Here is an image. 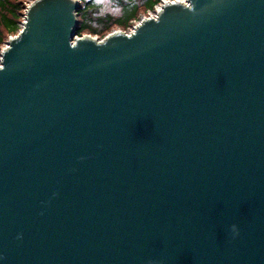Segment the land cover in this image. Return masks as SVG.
<instances>
[{
	"label": "water",
	"instance_id": "95a60500",
	"mask_svg": "<svg viewBox=\"0 0 264 264\" xmlns=\"http://www.w3.org/2000/svg\"><path fill=\"white\" fill-rule=\"evenodd\" d=\"M35 0L0 65V264H264V0L165 5L80 39Z\"/></svg>",
	"mask_w": 264,
	"mask_h": 264
},
{
	"label": "trees",
	"instance_id": "16d2710c",
	"mask_svg": "<svg viewBox=\"0 0 264 264\" xmlns=\"http://www.w3.org/2000/svg\"><path fill=\"white\" fill-rule=\"evenodd\" d=\"M85 5V0H80ZM159 0H125L120 3L124 9V17H106L104 18L95 15V12L88 13L86 11L90 8V4L84 10L79 9V30L78 35L85 30H89L92 33L104 34L106 31L112 29L115 25L126 26L133 19L139 15L140 7L147 9H153ZM23 0H0V49L6 44L8 37L16 36L21 27L22 13L24 11ZM89 6V7H88ZM130 8V9H129ZM91 9V8H90Z\"/></svg>",
	"mask_w": 264,
	"mask_h": 264
},
{
	"label": "rangeland",
	"instance_id": "374dc122",
	"mask_svg": "<svg viewBox=\"0 0 264 264\" xmlns=\"http://www.w3.org/2000/svg\"><path fill=\"white\" fill-rule=\"evenodd\" d=\"M34 1L35 0H23V5H25V6H24V11L21 15L23 17H22V20L20 23V27H21L20 31L23 29L22 26L25 22L27 8H28L29 4L34 2ZM122 1H125V0H85L84 2L91 3L93 5V6L91 5V8H96L99 16H102V17L112 16L115 19L117 17H124L125 16L126 12L124 11V9L120 5V3ZM177 1H179V0H177ZM183 1H185V0H183ZM144 12H145V10L142 7H140L138 17L135 19V21H133V23L131 24V27H129L131 30L133 29L134 26H136L138 23L141 22ZM17 35L8 37L9 39L7 40L6 44L0 49V57H1L2 52L4 50H6L7 43L10 41V39L16 38Z\"/></svg>",
	"mask_w": 264,
	"mask_h": 264
},
{
	"label": "built area",
	"instance_id": "2783aa9c",
	"mask_svg": "<svg viewBox=\"0 0 264 264\" xmlns=\"http://www.w3.org/2000/svg\"><path fill=\"white\" fill-rule=\"evenodd\" d=\"M180 1L183 2V0H180ZM175 2H177V1H173V0H161V2L158 4V6H156L153 11H150L149 12V18H153V19L157 18L158 15L163 11V7L165 5H169V4L175 3ZM186 2H187V0H185V2H183V3H186ZM136 28H137L136 26L133 27L132 30L129 28L125 32H123V34H125V35L126 34L131 35V34L134 33V31H135ZM94 40L97 41V42H102V40L100 39L99 36L94 37ZM1 63H2V54H1V57H0V65H1Z\"/></svg>",
	"mask_w": 264,
	"mask_h": 264
},
{
	"label": "flooded vegetation",
	"instance_id": "af4514ba",
	"mask_svg": "<svg viewBox=\"0 0 264 264\" xmlns=\"http://www.w3.org/2000/svg\"><path fill=\"white\" fill-rule=\"evenodd\" d=\"M106 17H110V16H106Z\"/></svg>",
	"mask_w": 264,
	"mask_h": 264
},
{
	"label": "bare ground",
	"instance_id": "6f19581e",
	"mask_svg": "<svg viewBox=\"0 0 264 264\" xmlns=\"http://www.w3.org/2000/svg\"><path fill=\"white\" fill-rule=\"evenodd\" d=\"M183 2H185V1H183Z\"/></svg>",
	"mask_w": 264,
	"mask_h": 264
}]
</instances>
